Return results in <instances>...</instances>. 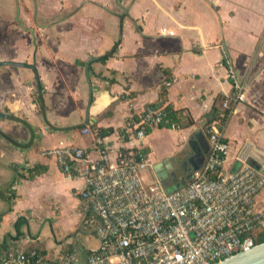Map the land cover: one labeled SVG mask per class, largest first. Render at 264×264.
I'll return each mask as SVG.
<instances>
[{
  "label": "crops",
  "instance_id": "crops-1",
  "mask_svg": "<svg viewBox=\"0 0 264 264\" xmlns=\"http://www.w3.org/2000/svg\"><path fill=\"white\" fill-rule=\"evenodd\" d=\"M225 53L245 100L227 111L224 170L264 174V0H0V63L34 65L44 100L33 70L0 68V112L12 117L0 118V250L38 247L56 257L77 247L81 259L96 250L93 213L78 196L83 182L43 152L89 150L93 138L81 129L90 126L106 133L114 158L140 144L127 134L131 119L147 106L169 108L188 120L144 142L145 179L159 180L154 168L170 170L196 133L208 141L206 124L225 101L233 105ZM162 136L171 146L156 154ZM257 203L264 209V189ZM82 235L96 246L76 245Z\"/></svg>",
  "mask_w": 264,
  "mask_h": 264
},
{
  "label": "built area",
  "instance_id": "built-area-1",
  "mask_svg": "<svg viewBox=\"0 0 264 264\" xmlns=\"http://www.w3.org/2000/svg\"><path fill=\"white\" fill-rule=\"evenodd\" d=\"M223 59L233 105L225 101L206 124L209 152L191 182L167 192L159 180L145 179L152 167L144 145L149 133L163 126L179 130L165 108L147 106L131 119L127 134L140 144L114 158L106 138L85 126L81 133L93 138L89 150L58 147L43 155L64 175L83 182L78 196L93 213L97 249L84 259L77 247L56 257L38 247L0 250V264H216L255 248L264 223V209L257 203L264 174L246 165L224 170L231 151L223 133L227 111L245 100V92L226 53Z\"/></svg>",
  "mask_w": 264,
  "mask_h": 264
},
{
  "label": "water",
  "instance_id": "water-1",
  "mask_svg": "<svg viewBox=\"0 0 264 264\" xmlns=\"http://www.w3.org/2000/svg\"><path fill=\"white\" fill-rule=\"evenodd\" d=\"M3 66L22 67L33 70L36 73L37 89L38 95L40 97V102L41 105L44 106L41 84L34 65H26L14 62L0 63V68ZM89 66L90 65L88 64L86 67V76L91 88V101L93 97V91L89 79ZM0 118L11 119L12 117L0 112ZM208 152V141L201 132H198L193 138H191L190 141H188L186 148H184L181 153L170 159V170H167V172L162 170V168L165 167V163H160L159 165H157L154 168V171L158 173V179L166 186L167 192H174L191 182L194 173L199 171L203 167ZM216 264H264V242L258 244L250 251L239 253Z\"/></svg>",
  "mask_w": 264,
  "mask_h": 264
},
{
  "label": "rangeland",
  "instance_id": "rangeland-1",
  "mask_svg": "<svg viewBox=\"0 0 264 264\" xmlns=\"http://www.w3.org/2000/svg\"><path fill=\"white\" fill-rule=\"evenodd\" d=\"M167 139H168V136H162L161 139H157L156 141H154L153 148H154V151L156 152V154H161V152H164V150L168 149L171 146V143H168ZM63 221L66 222L67 221V217ZM60 232L62 233L63 231H60ZM86 235H87V233H86ZM49 242H52V240L50 239ZM84 242H87L85 244H86V246H88L90 248H94L96 246L95 240L94 239H90V238L86 237L85 235L80 236L77 239L75 244L76 245H81V244H84ZM45 245L49 246L48 242H46Z\"/></svg>",
  "mask_w": 264,
  "mask_h": 264
},
{
  "label": "trees",
  "instance_id": "trees-1",
  "mask_svg": "<svg viewBox=\"0 0 264 264\" xmlns=\"http://www.w3.org/2000/svg\"><path fill=\"white\" fill-rule=\"evenodd\" d=\"M164 93H165V91L163 92L162 95H164ZM165 110H166L167 119L170 120L172 123L178 124L179 129H181L187 123L188 117L184 113L182 114L179 111H174L173 109H169V108H165ZM188 124H190L189 121H188ZM161 129H167V127L163 126V127H161ZM101 133H102L101 134L102 136L106 135V133H104V132H101ZM263 242H264V238H261L260 241L258 242V244L263 243Z\"/></svg>",
  "mask_w": 264,
  "mask_h": 264
}]
</instances>
